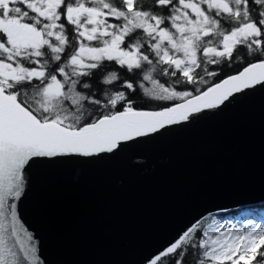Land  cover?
<instances>
[{
	"label": "snow or ice",
	"instance_id": "1",
	"mask_svg": "<svg viewBox=\"0 0 264 264\" xmlns=\"http://www.w3.org/2000/svg\"><path fill=\"white\" fill-rule=\"evenodd\" d=\"M257 89L264 0H0V264H47L23 219L34 168L119 157ZM233 218L143 264H264V208Z\"/></svg>",
	"mask_w": 264,
	"mask_h": 264
},
{
	"label": "water",
	"instance_id": "2",
	"mask_svg": "<svg viewBox=\"0 0 264 264\" xmlns=\"http://www.w3.org/2000/svg\"><path fill=\"white\" fill-rule=\"evenodd\" d=\"M263 203L257 89L119 157L34 168L23 219L47 264H143L195 218Z\"/></svg>",
	"mask_w": 264,
	"mask_h": 264
},
{
	"label": "trees",
	"instance_id": "3",
	"mask_svg": "<svg viewBox=\"0 0 264 264\" xmlns=\"http://www.w3.org/2000/svg\"><path fill=\"white\" fill-rule=\"evenodd\" d=\"M246 208H249V209H261V208H264V203L263 204H260V205H257V206H249V207H246ZM240 209L236 210V211H233V212H226V213H219L217 214L218 216H222V217H225V218H229V219H234L233 216L234 214L238 213Z\"/></svg>",
	"mask_w": 264,
	"mask_h": 264
},
{
	"label": "rangeland",
	"instance_id": "4",
	"mask_svg": "<svg viewBox=\"0 0 264 264\" xmlns=\"http://www.w3.org/2000/svg\"><path fill=\"white\" fill-rule=\"evenodd\" d=\"M220 216H218V218H219ZM232 222L233 223H235L236 222V220L235 219H232ZM244 223H247V221H243ZM239 226V225H238Z\"/></svg>",
	"mask_w": 264,
	"mask_h": 264
}]
</instances>
